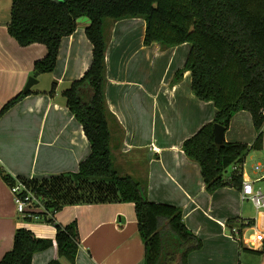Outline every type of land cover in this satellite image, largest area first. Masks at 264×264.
Segmentation results:
<instances>
[{
	"label": "crops",
	"instance_id": "0c3cea01",
	"mask_svg": "<svg viewBox=\"0 0 264 264\" xmlns=\"http://www.w3.org/2000/svg\"><path fill=\"white\" fill-rule=\"evenodd\" d=\"M10 4L11 0H0V110L24 92L28 78L34 74V62L46 54L41 44L22 48L10 37L6 27ZM88 25L87 18L78 19L75 32L62 40L54 71L42 84L38 75L37 84L28 90L39 94H28L0 117V167L14 178L40 180L76 172L90 153L81 125L60 96L90 65L92 45L85 36ZM144 31L145 22L140 18L115 21L109 26L106 118L112 120V135L117 136L111 145L109 132L111 160L114 154L115 162L123 164L131 154L141 155L147 168L141 184L148 200L180 208L186 227L194 235L220 245V250L191 252L187 264H229L224 257L228 247L231 257L242 251L264 253V233L259 231L257 218L242 214L247 200H242L240 191L224 187L207 193L198 164L182 151L183 141L211 122L216 112L211 102H202L193 95L189 71L171 84L174 72L185 63L189 45L167 50L158 43L145 46ZM52 84L55 94L50 97L47 92ZM241 124L240 136L231 139L227 133L226 142L252 144L255 131L246 111L232 117L229 129ZM124 175L132 177L130 173ZM231 197L234 206H228ZM22 217L10 187L0 177V260L12 249L17 228H26L37 238L54 239L56 230L52 224L24 222ZM54 220L62 226L77 224L80 243L74 264H144L145 248L132 203L66 205L56 211ZM230 220H236L237 225L231 226L237 227L240 220L252 221L249 228L241 229V246L226 232ZM251 228L254 232L245 236ZM254 233L259 238L252 242ZM53 260L69 264L58 257L55 244L35 253L32 264H49Z\"/></svg>",
	"mask_w": 264,
	"mask_h": 264
},
{
	"label": "trees",
	"instance_id": "16d2710c",
	"mask_svg": "<svg viewBox=\"0 0 264 264\" xmlns=\"http://www.w3.org/2000/svg\"><path fill=\"white\" fill-rule=\"evenodd\" d=\"M82 17L89 20L85 36L92 45L91 62L83 76L72 81L60 96L81 125L90 153L76 172L47 179L14 178L0 167L6 185L12 187L19 180L42 199L45 211L24 215L22 220L47 222L56 230L51 240L17 228L12 249L0 264H32L35 253L54 244L58 257L74 264L80 243L77 224L56 223V211L66 205L112 202L133 204L145 248L144 264H187L188 255L201 249L202 241L186 227L182 210L148 200L145 186L129 175H118L112 164L106 122L104 21L143 19L145 46L158 43L167 50L189 45L185 63L174 72L171 84L189 71L193 95L202 102H211L216 112L211 122L183 141L182 151L198 164L207 193L224 187L241 191L242 166L250 150L264 152V0H11L6 27L20 47H45L46 54L34 62L33 71L51 74L62 40L75 32ZM30 93L39 94L20 92L3 105L0 117ZM47 94L54 96V84ZM239 111L251 116L256 133L253 143L224 141L217 147L214 124L227 131ZM233 165L239 170L224 177ZM235 222H228L230 229L237 225ZM251 225L252 221L238 224L236 239L240 246L241 229ZM49 264L61 263L53 260Z\"/></svg>",
	"mask_w": 264,
	"mask_h": 264
},
{
	"label": "rangeland",
	"instance_id": "374dc122",
	"mask_svg": "<svg viewBox=\"0 0 264 264\" xmlns=\"http://www.w3.org/2000/svg\"><path fill=\"white\" fill-rule=\"evenodd\" d=\"M111 24H112V21H110L108 19H106L104 21L103 34L105 36V39L108 38L109 26L111 27ZM47 76H48L47 74L41 75L40 84H42L44 81L47 80L46 79V78H48ZM106 122L108 123L109 132H111V138H112L111 139V145H112L114 143V141L117 139V136L113 137V135H112V132H113L112 127H115V126H112L113 122L111 119L106 118ZM253 128L254 127L252 125V129ZM242 129H243L242 124L240 126L234 125L231 129L228 128V130L225 131L224 138L226 139L227 133H228L229 138L231 137V139H232V137H234L236 139L237 137L240 136V130H242ZM255 137H256V133H255ZM114 158H115L114 154H112V161L114 164L115 171L117 172L118 175H124V174L130 173V175H132V177L134 178L135 181H138L140 183H144L143 181H145V175H146L147 168L144 164V161H143L141 155H138L135 153L131 154L129 159L126 160L125 163H123V164L116 163ZM258 163L260 165H262L261 172L263 173L264 172V153H263V151L255 150V149L250 150L249 155L247 156V158L245 160V164H244V171L247 173V175L250 178H255V177H258L261 175V173H258L256 176H252V174H251L253 172L254 166ZM230 175H231V171L228 169L224 173V177L227 178ZM258 186H264V181L255 184V188H257ZM233 201H234V199L231 197L230 202L228 203V206H234ZM242 214L246 217L257 218L258 225H259V231L264 233V209H260L258 212H256L253 205L251 204V202L247 201L243 205ZM245 228H249V227H244L243 229H245ZM226 232L228 235H232L231 230L228 227L226 229ZM253 232H254V228L248 229L245 232V236H249ZM258 238H259V236L254 233L253 237H251V240H252V242H254ZM202 242L204 244H203L201 249L208 250L210 248H214L215 250H220V248H219L220 245L215 246L206 240L205 241L202 240ZM224 257L228 258L227 261H229V264L232 261L235 264H238V261H240L239 264H264V253L259 254V253H251V252L242 251L239 254V256H236L235 252H234L233 257H231V251H230V248L228 247V249L225 252ZM220 263L221 264H227L225 261L220 262Z\"/></svg>",
	"mask_w": 264,
	"mask_h": 264
},
{
	"label": "built area",
	"instance_id": "2783aa9c",
	"mask_svg": "<svg viewBox=\"0 0 264 264\" xmlns=\"http://www.w3.org/2000/svg\"><path fill=\"white\" fill-rule=\"evenodd\" d=\"M231 173L239 170L238 165H233L228 168ZM227 169V170H228ZM262 165L256 164L253 168V173H261L260 176L250 178L244 171V165L242 166V188L240 191L242 200L250 201L256 212L260 209H264V186H258L255 188V184L264 181V172H261ZM10 191L14 198L16 210L21 215H32L34 212H44V206L42 199L37 197L32 191H30L26 185L21 181L10 187ZM37 218V217H36ZM238 224H247V220H240ZM231 236L238 238L239 227L234 226L231 229ZM264 241V235H263Z\"/></svg>",
	"mask_w": 264,
	"mask_h": 264
},
{
	"label": "water",
	"instance_id": "95a60500",
	"mask_svg": "<svg viewBox=\"0 0 264 264\" xmlns=\"http://www.w3.org/2000/svg\"><path fill=\"white\" fill-rule=\"evenodd\" d=\"M38 73L35 72L32 76H30L27 80V83L24 87V92L28 91L33 85L37 84V77H38ZM213 140L214 143L217 147H220L223 145L225 138H224V134H225V130L222 126L218 125V124H214L213 126Z\"/></svg>",
	"mask_w": 264,
	"mask_h": 264
}]
</instances>
